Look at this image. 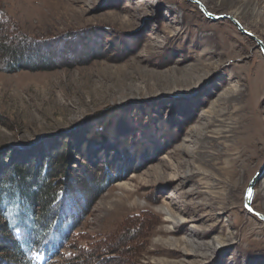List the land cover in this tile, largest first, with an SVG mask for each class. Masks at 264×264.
Returning <instances> with one entry per match:
<instances>
[{"label": "rangeland", "instance_id": "1", "mask_svg": "<svg viewBox=\"0 0 264 264\" xmlns=\"http://www.w3.org/2000/svg\"><path fill=\"white\" fill-rule=\"evenodd\" d=\"M198 1L0 0L27 59L0 67L1 181L42 150L67 151L81 188L93 185L85 172L115 177L41 264H264V220L244 202L258 175L251 205L264 214V140L232 181L213 177L230 155L209 156L213 136L233 134L219 124L251 123L254 108L264 124V0ZM179 155L195 166L172 179Z\"/></svg>", "mask_w": 264, "mask_h": 264}, {"label": "trees", "instance_id": "2", "mask_svg": "<svg viewBox=\"0 0 264 264\" xmlns=\"http://www.w3.org/2000/svg\"><path fill=\"white\" fill-rule=\"evenodd\" d=\"M8 19L3 11L0 12V22L4 23L0 24V32L4 34L0 37V67L14 70L27 59L23 56L26 51L17 53L18 50L10 45ZM17 37L21 36L16 34L14 40ZM35 52L32 50L26 55ZM63 146L69 145L66 143ZM67 156V151H62L56 159H50V153L39 151L38 158L34 156L30 159V162H35L34 166H12L7 178L0 179V239L6 241L0 243V252L8 254L6 257L0 255V264H34L32 254L39 249H44L46 256L55 257L61 248L71 242L73 230L82 221L84 210H89L94 198L115 180L111 173H107L102 180L85 172V181L93 182V185L81 188L79 181L72 178L67 169ZM84 201L86 207L82 210ZM128 234L121 235L120 239H127ZM77 259L82 260L79 255L73 260Z\"/></svg>", "mask_w": 264, "mask_h": 264}, {"label": "bare ground", "instance_id": "3", "mask_svg": "<svg viewBox=\"0 0 264 264\" xmlns=\"http://www.w3.org/2000/svg\"><path fill=\"white\" fill-rule=\"evenodd\" d=\"M219 1H222V0H219ZM241 2L242 1L236 2L235 5L231 6V9H234L237 12L239 10V8H242L240 5ZM236 5H238V6H236ZM258 5H259V3L255 2V3L251 4V8H249V9H251L253 11V13H258V10H257ZM233 14H236V13H233ZM187 84H190V83L187 82V83H183L182 85H187ZM234 90H236V89H234ZM231 91H229V92H231ZM211 107H212V109H216L215 106H211ZM252 107H254V105ZM113 108H115V107H113ZM242 117H243V114H242ZM244 117H246L245 113H244ZM250 117H251V120H253V121H251V123L250 122H248V123L241 122L240 123V120L238 121V119H237L238 122H236V124H237L236 126L231 125V126H229V128H227L226 124L224 123V124H219L220 128L214 129V132H217V133H225V132H232L233 133V134H224V135L221 134L219 136H213L214 138H213V142L211 143V147L213 148L215 146L217 148V147H219V144L221 145L219 152H215V151L211 150V152L209 154V156H213L214 154L218 155V156H216V157H218L217 158L218 162L217 163L214 162V163L215 164H219L220 162L222 163V161H220V157H223L225 155H230V157L228 159H226V161H227L226 165L223 166L224 170H227V171H224L221 168H219L220 173H217V174H215V176H213L216 180L217 179H218V181H226V180L232 181V179L234 180V178L238 174L239 162L241 163V161H243V157L246 156L257 145L260 138H262L264 140V124H262V121L260 120V118L258 116V109L257 108H254L253 114H251ZM222 121H224V120H222ZM195 130H196V128H192V131H195ZM222 135L225 137L227 135L233 136L232 142L227 143V142H225V140H223V141L218 140V137H222ZM203 145H200V146H203ZM184 150H186L191 155L193 154L192 149L189 148L188 146H184ZM213 159L214 158H212V160ZM176 160H177L176 164L169 162L168 166H166L167 168H173L175 171L179 172V174H174V176H171L172 179H180L181 176H184L182 173H180L181 168L184 167V165L187 166L190 164L193 167L195 166L194 163L191 162V160L189 161L188 159H184L183 157H181V155H179L176 158ZM222 165H224V164H222ZM197 167L201 168L199 165ZM259 169H260V172L264 171V165H262ZM182 171H183V169H182ZM184 171H185V175H191V174H194L195 172H197L196 170H193V169L191 170L190 168H188V169L185 168ZM167 176H168V174H163V177H167ZM227 176L228 177L230 176L231 178L230 177L227 178ZM180 181H182V180H180ZM123 184L128 185L127 182H125ZM258 192L260 193L261 189ZM255 195H256V193H254L253 197ZM256 216H258V215H256ZM184 241H185L184 249L188 250L190 247H192V244L190 243V241L188 239L186 240L184 238Z\"/></svg>", "mask_w": 264, "mask_h": 264}, {"label": "water", "instance_id": "4", "mask_svg": "<svg viewBox=\"0 0 264 264\" xmlns=\"http://www.w3.org/2000/svg\"><path fill=\"white\" fill-rule=\"evenodd\" d=\"M198 1V0H197ZM199 2V1H198ZM200 3V2H199ZM201 7L206 11L205 7H203V4L200 3ZM262 48L264 50V45L262 44ZM258 175H255L254 177L251 178V180L249 181V184L246 188L245 191V198H244V202H245V206L247 207V209L255 214H257L259 216V218H261L262 220H264V214L253 209L251 202H252V198H253V194H254V185L257 181ZM249 190H251V196H249Z\"/></svg>", "mask_w": 264, "mask_h": 264}, {"label": "snow or ice", "instance_id": "5", "mask_svg": "<svg viewBox=\"0 0 264 264\" xmlns=\"http://www.w3.org/2000/svg\"><path fill=\"white\" fill-rule=\"evenodd\" d=\"M249 196H251V190H249Z\"/></svg>", "mask_w": 264, "mask_h": 264}]
</instances>
